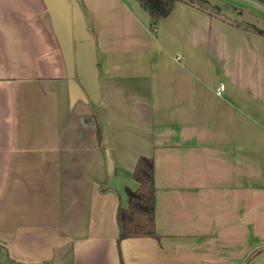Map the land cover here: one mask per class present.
I'll use <instances>...</instances> for the list:
<instances>
[{
	"label": "crops",
	"instance_id": "0c3cea01",
	"mask_svg": "<svg viewBox=\"0 0 264 264\" xmlns=\"http://www.w3.org/2000/svg\"><path fill=\"white\" fill-rule=\"evenodd\" d=\"M172 4L0 0V264H264V32Z\"/></svg>",
	"mask_w": 264,
	"mask_h": 264
},
{
	"label": "trees",
	"instance_id": "16d2710c",
	"mask_svg": "<svg viewBox=\"0 0 264 264\" xmlns=\"http://www.w3.org/2000/svg\"><path fill=\"white\" fill-rule=\"evenodd\" d=\"M148 13L151 27L156 25L157 19L166 16L172 3L176 0H136ZM184 3L197 5L194 0H178ZM264 3V0H259ZM99 129L97 130V137ZM132 177L137 186L128 190V198L125 206H118L115 212L117 224V238L127 235H155L154 220V171L152 157L140 155L132 170Z\"/></svg>",
	"mask_w": 264,
	"mask_h": 264
},
{
	"label": "rangeland",
	"instance_id": "374dc122",
	"mask_svg": "<svg viewBox=\"0 0 264 264\" xmlns=\"http://www.w3.org/2000/svg\"><path fill=\"white\" fill-rule=\"evenodd\" d=\"M198 4L230 19L248 22L264 32V8L245 0H194ZM263 3V2H262ZM236 10H239L237 13ZM258 15H261L259 17Z\"/></svg>",
	"mask_w": 264,
	"mask_h": 264
},
{
	"label": "built area",
	"instance_id": "2783aa9c",
	"mask_svg": "<svg viewBox=\"0 0 264 264\" xmlns=\"http://www.w3.org/2000/svg\"><path fill=\"white\" fill-rule=\"evenodd\" d=\"M223 88H224L223 83L219 84L217 88V92H221Z\"/></svg>",
	"mask_w": 264,
	"mask_h": 264
}]
</instances>
